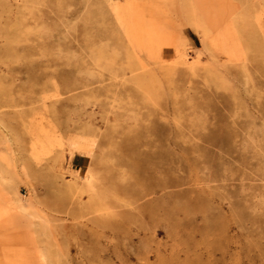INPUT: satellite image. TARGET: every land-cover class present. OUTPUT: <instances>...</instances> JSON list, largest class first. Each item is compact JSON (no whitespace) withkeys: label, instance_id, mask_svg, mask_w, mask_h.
Instances as JSON below:
<instances>
[{"label":"rangeland","instance_id":"obj_1","mask_svg":"<svg viewBox=\"0 0 264 264\" xmlns=\"http://www.w3.org/2000/svg\"><path fill=\"white\" fill-rule=\"evenodd\" d=\"M0 264H264V0H0Z\"/></svg>","mask_w":264,"mask_h":264},{"label":"bare ground","instance_id":"obj_2","mask_svg":"<svg viewBox=\"0 0 264 264\" xmlns=\"http://www.w3.org/2000/svg\"><path fill=\"white\" fill-rule=\"evenodd\" d=\"M182 64H186L184 58H182L181 61ZM226 139H224L223 141H225ZM33 143H35L37 146L39 147H43L44 146V142L42 141L41 137L38 136L37 134H35L33 136ZM212 143H217L219 141H211ZM222 142V141H221ZM127 145L123 146L122 150L123 151H127L129 154L127 155H131V156H135L139 161L133 163L134 165L132 167H130L125 160H121L122 164H126L129 169L131 168L134 171H145V170H149V169H154L157 170L159 169L163 163H166L167 160L166 158H168V155L164 154L163 151H161L162 153H159L157 156H148L145 155L143 153H139L138 148H139V144L134 141H127ZM166 161V162H165ZM171 172V170L169 171ZM81 180L83 181V187L84 188H88L90 189L92 186V175H90L88 172L85 174L84 177L81 178ZM149 180H151V183L147 184V186H145L140 193H134L131 192L130 194V201L137 203L138 201L142 200L143 197L145 196H149L151 195H155L158 191L163 193L165 190L168 189V187L170 188L168 180H161V179H157L155 177V174L150 175ZM117 191L121 192L122 189L116 188ZM131 190V189H130ZM170 199V198H169ZM151 205V204H150ZM150 205H146L143 207H139L138 210V215H142V216H152L153 214H156L158 212L159 209L163 210L164 213V218L165 221H172V218L174 216V213L177 212H181L184 214V217L186 219H190L192 217L193 212H188L186 205L181 204V203H175L174 206L171 205V207H166L168 205H162L161 203H154L153 208L150 207ZM190 211V210H189ZM194 211V210H193ZM208 222V219H207ZM209 223V222H208ZM208 223H206V226L208 227ZM179 228H177L178 230Z\"/></svg>","mask_w":264,"mask_h":264}]
</instances>
